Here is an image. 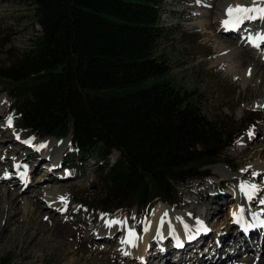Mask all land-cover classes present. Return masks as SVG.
Segmentation results:
<instances>
[{"label":"trees","instance_id":"1","mask_svg":"<svg viewBox=\"0 0 264 264\" xmlns=\"http://www.w3.org/2000/svg\"><path fill=\"white\" fill-rule=\"evenodd\" d=\"M14 1L32 8L39 31L4 51L0 86L20 129L37 139L69 136L70 156H96L102 193L92 211L174 206L179 187L207 178L242 134L171 83L159 53L164 0Z\"/></svg>","mask_w":264,"mask_h":264},{"label":"rangeland","instance_id":"2","mask_svg":"<svg viewBox=\"0 0 264 264\" xmlns=\"http://www.w3.org/2000/svg\"><path fill=\"white\" fill-rule=\"evenodd\" d=\"M222 1L231 4L242 1L245 4L251 0ZM206 3V0L163 1L160 24L165 29V38L161 42L159 53L169 66L168 75L171 83L177 89L194 95L200 101L204 115L210 119L226 117L230 123L241 126L243 130V134L235 140L231 147L227 148L224 157L221 158L222 162L209 167L210 175L201 181L180 186L181 199L174 206H170L187 215L188 211H191L193 215L188 216L194 224L195 221H200V219L197 220L198 217L204 216L202 217L204 218L203 223L208 225L212 234L207 233L208 241L204 237L203 242L210 243L211 248L207 249V253L209 257H213L212 252L216 249L213 247L217 244L212 241L218 236L216 227H223V223H225L224 226L228 223L229 228L231 227L228 211L233 203L230 191L232 187H240L247 183L254 186L259 192L260 197H256L259 205L251 206L250 210H262L264 173L257 171L258 175H262L261 179H258V176L254 178L250 172L247 176L245 174L242 176L241 173L254 163L249 158L252 151H245L243 148L250 147L254 151L264 148V112L260 113V108H254L251 105L255 101L264 100V90L259 98H253L255 83H244V79H247L253 66L246 65L238 69L236 63L216 48L215 36L206 34L205 29L201 27V23L211 19L208 15L204 18L200 15L206 12L207 9L204 8ZM259 5L264 6V0H259ZM31 9L22 1L0 0V62L5 57H9L4 55L6 49L9 47L22 49L34 33L39 31V27L32 21ZM208 11L211 12V10ZM213 20L215 23L219 22V19ZM218 25L219 23L214 25V29H217L215 35L222 34ZM256 25L253 33L264 29V23L262 24L260 19ZM251 26L242 24L234 39L225 37L222 39L241 42L238 50L244 52L246 42L244 43L241 39V32L245 37L250 38V34H253L248 32ZM260 49L262 50L258 57L255 56L256 52H251L256 62L260 59L264 60V44ZM261 64L264 67V63L261 62ZM12 105L13 100L3 92L0 86V149L18 152L16 156L11 155L5 163L3 155L0 154V163H3L0 164V262L3 261L5 264H140L138 260L128 258L123 254L122 245H119L122 241L120 238L124 233L131 232V240L139 241L144 233L146 222L155 212V206L162 203L155 204L146 213H138L135 209H131L109 216L92 211L91 207L97 203L102 193V187L95 174L98 173L97 165L99 164L96 162V156L82 160L76 159L68 154V144L61 151L63 158L59 160L57 167H50L51 160L50 163L47 160L53 157L44 158L45 156L39 153L42 150L36 147L42 139H37L19 128V118L12 111ZM251 120L253 125L247 130L246 125ZM251 132H255L252 138L254 134L258 132L260 134L258 133L251 140L248 136ZM243 141H245L244 144ZM27 142L29 146L25 145ZM253 142L257 143L256 146L252 145ZM239 150L243 151L238 153ZM117 157V153L113 152L110 162L115 161ZM18 161L26 167L25 170L29 175L23 186L18 183V176L15 173L20 165ZM255 162L256 165H262L264 159H255ZM219 165L229 166L234 175L229 178L220 177L216 173V167ZM220 185L222 188L218 189ZM21 187L25 188L21 189ZM43 189L62 193L55 197L60 209L57 210L54 206L50 209L42 195H38L37 192ZM8 194L12 195L8 198L9 201L14 202L12 210L6 205ZM26 200L29 206L25 203ZM223 202H226V205L220 209L219 206ZM210 209L212 212L208 213ZM219 209L221 210L219 215L214 218L212 214H217ZM263 216L258 214L259 218ZM103 218L111 223L123 222L125 224L124 233L122 229H118L111 238H108L109 236L104 232L97 235L95 231ZM215 221L217 226L214 225ZM90 227L94 231H89ZM226 228H224L225 231ZM228 231L231 233V228ZM167 237L170 240L174 239L173 234ZM151 241L154 242L151 243ZM250 241L252 247L255 248L254 241L252 239ZM149 243H151L149 254H152L154 258L147 257L146 262L142 264H163L156 251L159 248L156 246L162 243V240L156 238L150 240ZM172 243L173 241L166 240L165 252L169 253L174 250ZM213 243L216 245L214 246ZM159 246L163 248L164 245ZM212 248L213 250L209 251ZM244 248L246 249L245 246ZM226 250L231 254L236 252L240 258L237 264L246 260V256L238 253V251L243 253V250L239 248L234 250L230 244ZM255 262H258V258Z\"/></svg>","mask_w":264,"mask_h":264},{"label":"bare ground","instance_id":"3","mask_svg":"<svg viewBox=\"0 0 264 264\" xmlns=\"http://www.w3.org/2000/svg\"><path fill=\"white\" fill-rule=\"evenodd\" d=\"M206 2L207 3L204 5V8L207 10L206 12H204L205 14L202 13L200 15H201V18H204L208 15V17H210L211 19L208 22L204 21L203 23H201L200 24L201 27L205 29L206 34L215 36L216 48L220 51V53L221 52L224 53V55L227 56L229 60H231L233 63H236L238 65L237 66L238 69L242 67H246V65L253 66L252 70L249 72V75L247 76V79H244V83L248 84L250 82H254L255 90H254V94L252 93L253 98H259L261 95H263L262 92L264 90V67H262L263 65L261 64V62L264 63V60L260 59L259 61L258 59L259 62H256L257 60L255 56L258 57L259 54L261 53L262 49H260V47L261 45L264 44V29L263 30L261 29L259 33H253L252 31L254 28L257 27L255 25V19H257L256 18L257 11L262 13L264 6L259 5V0H251L245 4H243L242 1L233 2V4L229 2L223 3L224 1L222 0H206ZM208 10H211V12H209ZM212 10L214 11L212 12ZM222 14H223V17H221ZM213 19H219V22L217 21L215 23ZM218 23H219L218 26L220 27L222 34L215 35L217 29H214V25ZM242 24L248 25V26H251L254 24L255 27L254 28L250 27L249 32L253 33L251 34V37H253V39H256V44L257 43L259 44L258 46L259 48L258 47L251 48L246 43V47H245L246 49L244 48V52L243 51L239 52L238 49L240 48L242 44L241 42L239 41L232 42V41L222 39V37L234 39L238 35L237 30H239L238 28L241 27ZM241 35H242V32H241ZM220 39L222 40L220 41ZM242 40L245 43V40L244 39ZM251 52H256L257 55L254 56L252 55L253 53ZM251 105L254 108H260L259 109L260 113L264 112V100L261 99L258 102L255 101ZM253 133L255 132H251V134H248L251 140L254 139L259 132L256 133V135L254 134L252 138ZM61 140L57 141L56 139H53V138L51 139L44 138L42 139V141L40 140L41 142H39L38 146H36L37 149L39 148L38 150H42L39 153L43 154L45 156L44 158H46V156H48V158L53 157L47 160L49 163L51 160V166L50 165L49 166L52 168L57 167V163L59 162L60 159L62 160L63 158V156H61L62 154L61 151L65 147H67L68 144H70L69 138L61 139ZM245 140L247 141L248 138ZM244 142L245 141H243V144ZM255 144L257 143L253 142L252 145H255ZM243 149L249 152L252 151L250 155L251 157L249 158H250V161L251 162L253 161L254 163L252 162L253 164L251 165L250 168L242 171L241 173L242 176H244V174L245 176H247L248 175L247 173L250 172L252 173V176H254V178L258 176V179H261L262 177L261 174L264 173L262 172L264 169V163L262 165L261 164L256 165L257 163L255 162V159H259V160L264 159V148L258 151L251 150L250 147L243 148ZM242 151L243 150H239L238 153H241ZM17 153L18 152L12 151L10 149L9 150L0 149V154H2L4 157L3 158L4 163L7 159H9L11 155L16 156ZM18 162L20 165H18L15 173H17L19 170L24 171L22 172V174L26 179H24V184H21V186H23L27 182L29 175H28V172L25 170L26 167L23 164H21V161H18ZM0 164H3V163H0ZM257 171L260 172L261 174L258 175ZM216 173H218V175H220V177L222 178L223 177L229 178L234 175L232 170L229 168V166H226V165L217 166ZM23 188L25 187H21V189ZM28 188H29V185L26 189L28 190ZM220 188H222L221 185L218 187V189ZM230 191H231V195H232L231 199H233V203H231V205L229 206L228 220L231 221V226H232L231 218L236 215L237 212H235V210L237 209V207L242 206L243 204H246L247 207H251L254 205L258 206L259 202L257 203L256 197H260V196H259L258 190L257 189L255 190L254 186H252L250 183H247L246 185H242L240 187H232ZM37 193L38 195H42L43 199H45L50 209H51V206H54L55 208H57V210L60 209L59 205H57L59 202L55 200V197L57 195H61L62 194L61 192L43 189V190H39ZM10 196L12 195L8 194V197L6 199L8 201L6 205L8 208L12 210L14 202L9 201L8 198ZM261 202H262L261 203L262 210L259 211L260 212L259 214L264 215V200H261ZM25 203L28 204V201L26 200ZM225 203L226 202H223L219 206V208L220 209L222 207L224 208L226 205ZM155 207H156L154 209L155 212L149 217V221L146 222L144 233L141 236L139 241L131 240L132 238L131 232L124 233L123 228L125 224L121 221L118 223L116 222L111 223V222H108L105 218H103L100 225L98 226V229H96L95 232L97 233V235H101V233L104 232V234H107L109 236L108 238H111L117 233L118 229L119 230L122 229V232L124 233V235H122V237L120 238V240L122 241L119 245H122L123 254L128 258H133V259L138 260L139 261L138 263L140 264H142L143 262L145 263L147 260V257H149V259L154 258L152 254H149L151 252V250H149L150 245L154 241H151V243H149V241L154 240L156 238H159L160 240H162V243L160 244L164 245L163 248L159 246L160 244L156 246V247H159L156 250L157 253H159L158 258L161 261H163V264H168V263H173V264H237L238 262H240L239 261L240 258L238 257L236 252L235 254H231V252L226 250L229 244L232 245L234 250L236 248L237 249L239 248L244 251L243 253L238 251V253L241 254L242 256H246V260L240 264H264V216L262 218H259L258 216L255 217L251 213L253 211L251 210L247 211L244 208L242 209L243 212L239 213L237 217L246 219V221L249 224L255 223L259 227L257 231L248 232L246 235L237 231V229L235 228V232L237 233V236L234 237L232 234L234 233V231H232L231 233L228 231L230 229L228 223H226L225 226H224L225 223H223L222 225L223 227H216V231L218 230L216 235L218 236H216L212 242H215L217 245L213 243L214 246L216 245L213 248H216V249L213 250L212 248L209 250V251L213 250L212 254L214 255L213 257H209L208 255L209 253H207V249L211 248L210 247L211 245L210 243L208 244V242H203V238L208 237L206 234L207 233L212 234V232H210L208 225L207 227L204 226L206 225L205 223H203L204 218L202 217L204 216H202L201 218L198 217L197 220L200 219V221L198 222L195 221V224H194V222L191 221L190 216H188L189 214L193 215L191 211H188L189 214L187 215L184 212L170 208V206H168L167 204H163V205L159 204V205H156ZM220 209L218 210L217 214L215 213L212 214L214 218L219 215L221 211ZM209 212H212V210L210 209L208 213ZM214 225L217 226L216 221ZM226 227H228L229 229H227ZM224 228H226L227 230L225 231ZM199 230H201V232ZM89 231H94V229L90 227ZM169 234H173V238H174L173 240H170L169 237L171 236L167 237ZM230 237L235 238L233 239V242H231L232 239H230ZM165 238H167L168 241L170 242L173 241L174 244H177V246L180 247V250L178 251L177 249L176 250L174 249L173 251H170L169 253L165 252L164 247H165V243L167 240ZM251 239L254 241L256 249L252 247V244L250 241ZM206 241H208L207 238H206ZM244 246L246 247V249L244 248ZM257 258H258V262L256 263L255 261Z\"/></svg>","mask_w":264,"mask_h":264}]
</instances>
